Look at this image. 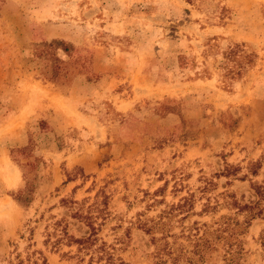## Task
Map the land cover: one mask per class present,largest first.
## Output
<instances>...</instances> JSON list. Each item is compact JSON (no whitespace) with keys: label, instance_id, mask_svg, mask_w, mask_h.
Instances as JSON below:
<instances>
[{"label":"rangeland","instance_id":"374dc122","mask_svg":"<svg viewBox=\"0 0 264 264\" xmlns=\"http://www.w3.org/2000/svg\"><path fill=\"white\" fill-rule=\"evenodd\" d=\"M44 262L264 264V0H0V264Z\"/></svg>","mask_w":264,"mask_h":264},{"label":"trees","instance_id":"16d2710c","mask_svg":"<svg viewBox=\"0 0 264 264\" xmlns=\"http://www.w3.org/2000/svg\"><path fill=\"white\" fill-rule=\"evenodd\" d=\"M190 1V0H188ZM247 45L244 43H235L233 46L228 48L227 54L232 56L236 54L237 50H241L243 53L242 59H233L235 65L233 66L231 72L236 73L237 75H241L246 69L252 68L256 64L257 54L253 50H248ZM56 48L47 43H36L34 45V55L35 57L42 60V66L40 68V76L46 80L56 82V83H68L70 78L71 70L70 67L76 64L77 61L72 63L66 62L59 58L55 52ZM227 59H229L227 57ZM231 60V59H230ZM29 186V185H28ZM28 188H26L21 195L16 198L20 203L26 201L28 192H26ZM257 194H261L262 192L257 189ZM261 210L257 212H253L251 214L250 219L254 218L257 214L259 215ZM89 238L84 239H75V242L78 244H85L89 240ZM45 264V262L43 263Z\"/></svg>","mask_w":264,"mask_h":264}]
</instances>
